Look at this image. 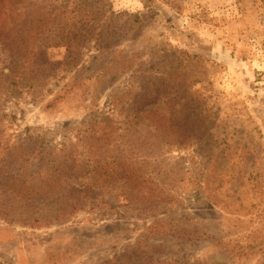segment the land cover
I'll use <instances>...</instances> for the list:
<instances>
[{
  "label": "rangeland",
  "instance_id": "1",
  "mask_svg": "<svg viewBox=\"0 0 264 264\" xmlns=\"http://www.w3.org/2000/svg\"><path fill=\"white\" fill-rule=\"evenodd\" d=\"M75 7L110 9L120 26L138 17L118 44V59L87 42L80 69L63 67L65 42L52 35L62 12ZM0 27L21 34L29 48L17 56L0 44L1 79L14 72L28 80L10 96L0 89L2 139L31 134L44 146L74 144L81 125L120 121L112 156L119 166L103 167L101 178L87 175L82 210L47 227L0 218V264H105L145 244L153 256L162 251L160 259L232 264L208 244L222 238L247 246L245 264H264V0H0ZM160 74L178 84L170 104L147 108L151 114L138 125L112 109L114 96L143 93V84ZM74 79L81 84L54 103ZM40 158L23 173L0 166L23 188H35ZM125 192L133 195L130 203ZM148 193L173 199L152 201ZM153 221L196 229L204 238L197 249L144 240Z\"/></svg>",
  "mask_w": 264,
  "mask_h": 264
},
{
  "label": "trees",
  "instance_id": "2",
  "mask_svg": "<svg viewBox=\"0 0 264 264\" xmlns=\"http://www.w3.org/2000/svg\"><path fill=\"white\" fill-rule=\"evenodd\" d=\"M97 12L95 13L94 8L90 7H75L72 12H62L63 18L59 21L60 27L55 29V34L52 36L58 38L56 39L58 41L65 42L63 45L66 51L64 68L80 69L83 64L81 49L87 42H93L99 51L111 53L118 59L119 42L127 38L139 24L138 17H135V20L129 17L123 26H120L119 16L115 15L112 10ZM122 17L120 16V18ZM4 31L0 27V44L10 54L24 56L23 51L29 52L21 34L13 37ZM43 47L49 48L47 45ZM129 67L131 65L126 66L124 71ZM1 81H5L4 84L7 86L4 87L5 85H2ZM27 81L26 75H16L13 72L4 79L0 77V89H7V95L10 96L14 94L16 86H24V82ZM80 84L81 81L76 79L69 80L60 91H64V93L60 94L59 92L53 102H59ZM177 85L171 86L163 74L154 76L148 81L146 87L143 84V93L142 91L124 92L119 100L114 96L111 100L112 109L118 113V116L125 112L127 118L135 121V124L138 125L144 120V114H151L147 108L158 104H170L169 102L173 101L172 94H176L175 98H177ZM124 99L128 106L123 111L122 102ZM119 130L120 121L113 117H105L89 123L87 126L81 125L75 131L76 143L61 142L50 146L33 141L31 134H27L21 140L16 138V141L10 143L8 138L7 140L2 139L3 135L0 132V163L8 165L6 169L17 166L19 172L23 173L37 155L41 156L38 161L40 170L37 173V177L41 178V181L35 188H23V183L17 182V179L5 176L6 173L3 170L5 167L0 166V218H3L6 223L19 222L33 227H47L64 222L77 211L82 210L88 204L85 200L90 193L87 190L88 184L84 183L87 175L95 172L94 175H99L97 178H101L104 175L103 167L109 168L111 170L109 172H114L119 166L118 161L112 158L120 139ZM44 152L45 155H42ZM108 155H110L109 159L106 158ZM8 159L13 162L10 163ZM154 194L149 196L148 193L147 196L154 201L156 196H159L157 193ZM121 197L126 203H130L133 195L130 192H125ZM172 199L173 197L170 195L158 197L160 202L170 203ZM26 216H28L27 219H23ZM166 226L153 221L145 229L146 237L142 238L144 240H167L193 249H197L204 238L196 229L167 228ZM234 234L241 233L235 232ZM208 244L218 251V258L223 257L231 261L232 264H245L248 260V248L239 240L213 239ZM151 249V246L147 244L139 248L134 246L120 254L115 262L109 261L105 264H220L218 259L215 261L212 257L160 259L159 254L162 255V251H157L158 255L153 256L151 253L153 249Z\"/></svg>",
  "mask_w": 264,
  "mask_h": 264
}]
</instances>
